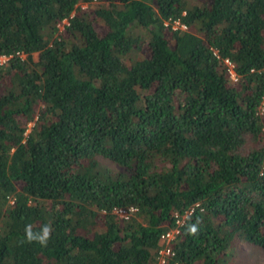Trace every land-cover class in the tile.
Instances as JSON below:
<instances>
[{
  "label": "trees",
  "instance_id": "16d2710c",
  "mask_svg": "<svg viewBox=\"0 0 264 264\" xmlns=\"http://www.w3.org/2000/svg\"><path fill=\"white\" fill-rule=\"evenodd\" d=\"M0 55V264L264 249V0H0Z\"/></svg>",
  "mask_w": 264,
  "mask_h": 264
},
{
  "label": "built area",
  "instance_id": "2783aa9c",
  "mask_svg": "<svg viewBox=\"0 0 264 264\" xmlns=\"http://www.w3.org/2000/svg\"><path fill=\"white\" fill-rule=\"evenodd\" d=\"M86 4H82V7H85ZM68 23L67 18H64L62 22H60L59 28L64 29L65 24ZM173 27H182L186 28V25L183 23H180L178 20L173 21ZM7 59V56L5 55H0V61L5 62ZM224 62L227 67V71L230 75V77L236 81L238 79V75L235 71L234 63L229 59L225 58ZM260 112H264V100L261 102L260 105ZM137 210V207L134 205H129V206H113L111 211L116 214L119 218L121 219H128L134 212ZM192 209L188 210L186 213L179 214L175 213L176 222L181 223L186 214L191 213ZM179 231L178 227H173L161 234V247L158 249V255L155 264H163L166 261V257L168 255L173 254V251L171 249L170 241L175 237V234Z\"/></svg>",
  "mask_w": 264,
  "mask_h": 264
},
{
  "label": "rangeland",
  "instance_id": "374dc122",
  "mask_svg": "<svg viewBox=\"0 0 264 264\" xmlns=\"http://www.w3.org/2000/svg\"><path fill=\"white\" fill-rule=\"evenodd\" d=\"M99 158L103 164L115 168L109 160ZM234 243V254L229 257L232 264H264V249L261 246L253 241L240 239H235Z\"/></svg>",
  "mask_w": 264,
  "mask_h": 264
},
{
  "label": "clouds",
  "instance_id": "9594fccd",
  "mask_svg": "<svg viewBox=\"0 0 264 264\" xmlns=\"http://www.w3.org/2000/svg\"><path fill=\"white\" fill-rule=\"evenodd\" d=\"M26 231H28L26 229ZM193 231H195V229H193ZM49 233L47 232V230L44 233L43 237L37 238L36 236H34L30 231L28 232V240L29 242L36 240L38 243L44 244L47 242V238H48Z\"/></svg>",
  "mask_w": 264,
  "mask_h": 264
}]
</instances>
